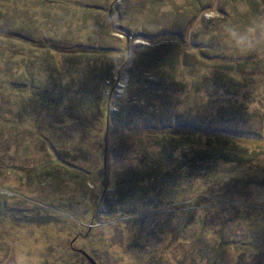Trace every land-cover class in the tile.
Returning a JSON list of instances; mask_svg holds the SVG:
<instances>
[{"label": "rangeland", "instance_id": "obj_1", "mask_svg": "<svg viewBox=\"0 0 264 264\" xmlns=\"http://www.w3.org/2000/svg\"><path fill=\"white\" fill-rule=\"evenodd\" d=\"M80 249L264 264V0H0V264Z\"/></svg>", "mask_w": 264, "mask_h": 264}, {"label": "water", "instance_id": "obj_2", "mask_svg": "<svg viewBox=\"0 0 264 264\" xmlns=\"http://www.w3.org/2000/svg\"><path fill=\"white\" fill-rule=\"evenodd\" d=\"M81 252L88 258V260L91 262V264H97L95 260L83 249H80Z\"/></svg>", "mask_w": 264, "mask_h": 264}, {"label": "trees", "instance_id": "obj_3", "mask_svg": "<svg viewBox=\"0 0 264 264\" xmlns=\"http://www.w3.org/2000/svg\"><path fill=\"white\" fill-rule=\"evenodd\" d=\"M59 159H60V157H59Z\"/></svg>", "mask_w": 264, "mask_h": 264}]
</instances>
